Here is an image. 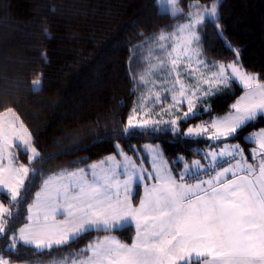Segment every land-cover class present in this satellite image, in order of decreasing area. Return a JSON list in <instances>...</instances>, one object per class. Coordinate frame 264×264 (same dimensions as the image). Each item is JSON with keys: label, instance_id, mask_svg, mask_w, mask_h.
Returning a JSON list of instances; mask_svg holds the SVG:
<instances>
[{"label": "snow or ice", "instance_id": "obj_1", "mask_svg": "<svg viewBox=\"0 0 264 264\" xmlns=\"http://www.w3.org/2000/svg\"><path fill=\"white\" fill-rule=\"evenodd\" d=\"M154 3L175 23L135 46L143 70H129L132 107L114 135L93 141H115L110 155L45 175L36 161L43 165L69 153L43 156L18 113L0 111V264H18L22 252L47 253L50 264H264V127L246 133L264 121V77L248 71L240 49L224 37L221 0ZM209 25L232 60L206 58ZM41 77L32 80L34 90ZM236 84L242 94L226 114L191 123L211 114L213 98ZM182 123L188 125L183 131ZM243 133L253 145L247 151L232 143ZM157 134L206 138L207 163L179 157L181 167L174 168L159 145H128L126 151L120 143ZM137 185L143 194L134 203ZM127 227L135 230L130 243L113 235ZM91 233L104 235L72 249Z\"/></svg>", "mask_w": 264, "mask_h": 264}, {"label": "trees", "instance_id": "obj_2", "mask_svg": "<svg viewBox=\"0 0 264 264\" xmlns=\"http://www.w3.org/2000/svg\"><path fill=\"white\" fill-rule=\"evenodd\" d=\"M219 11L224 37L240 49L244 67L264 77V0H221ZM158 12L154 0H0V111L11 107L18 113L43 156L69 153L43 165L36 161L34 166L43 174L80 167L77 162L82 159L90 163L114 151L115 141L95 145L93 141L105 133L114 135L132 107L135 96L129 70H143L135 46L175 23ZM203 40L206 58L233 59L211 25ZM40 74V87L34 90L31 82ZM241 92L236 84L213 98L212 113L191 123L227 112ZM187 126L182 123L181 130ZM261 127L264 121L254 123L246 133ZM246 133L237 140L247 151ZM147 141L160 142L174 168L178 155L191 161L210 144L206 138L171 134L137 136L120 143L128 151V145L139 147ZM21 160L26 162L24 156ZM38 187L39 180L33 193ZM134 233L133 227H127L113 234L129 243ZM103 234H88L71 247H83ZM51 259L47 253L22 252L19 262L50 264Z\"/></svg>", "mask_w": 264, "mask_h": 264}, {"label": "rangeland", "instance_id": "obj_3", "mask_svg": "<svg viewBox=\"0 0 264 264\" xmlns=\"http://www.w3.org/2000/svg\"><path fill=\"white\" fill-rule=\"evenodd\" d=\"M145 51H146V49H145ZM208 59V58H207ZM208 60H210V61H216V60H212V59H208ZM240 86V85H239ZM40 87V86H39ZM241 87V86H240ZM242 94V92L240 93V95ZM239 95V96H240ZM238 96V97H239ZM237 97V98H238ZM235 101V100H234ZM233 101V102H234ZM232 102V103H233ZM227 112H225V113H219V114H217V113H215V114H213V115H216V116H222V115H224V114H226ZM210 118V117H209ZM208 118V119H209ZM200 122V121H199ZM198 122V123H199ZM182 129V128H181ZM184 129H186V127L184 128ZM183 129V130H184ZM182 130V131H183ZM257 130H259V129H255V130H252V131H257ZM251 131V132H252ZM237 142H239L238 140H233L232 141V143H237ZM239 143H241V142H239ZM145 144H153V145H159L160 146V148H161V150H162V152H163V149H162V147H161V144H160V142H156V141H147V142H144V143H142L138 148H142V146L143 145H145ZM242 144V146H243V143H241ZM245 145H247L248 146V148H250V147H252L253 145H251V144H245ZM209 146V145H208ZM208 146H207V148H208ZM206 148V149H207ZM205 149V150H206ZM203 152H204V150H202V154H203ZM111 153H109L108 155H110ZM132 153H129V155H131ZM108 155H106V156H108ZM141 155L142 156H147V154L146 153H144L143 151L141 152ZM163 155H164V158L168 161V159L166 158V156H165V154H164V152H163ZM106 156H104L103 158H101V159H104ZM179 157H183L182 155H178L177 157H176V161H177V159L179 158ZM184 158V157H183ZM101 159H98V160H95V161H91L90 163H92V162H96V161H99V160H101ZM196 159H200L201 160V162L202 163H207V161H205V160H203L202 159V156L201 157H194L192 160H196ZM191 160V161H192ZM249 160H251V157L249 156ZM186 161H188V160H186ZM191 161H188L189 163L191 162ZM169 162V164L170 165H172V163H170V161H168ZM149 166V162H148V159H145V167H148ZM179 167H181V166H178L177 164L175 165V168H179ZM73 169H75V168H73ZM69 170H72V169H69ZM140 186V189L138 188V194H139V197H138V201H139V198H140V196L143 194V187L141 186V185H139ZM134 191L137 193V191H136V187L134 188ZM137 201V202H138ZM134 228V227H133ZM104 235V234H103ZM113 235H115V234H113ZM134 235H135V233H134ZM134 237V236H133ZM133 239V238H132ZM130 243V242H129ZM18 264H30V263H28V262H26V261H20V262H18Z\"/></svg>", "mask_w": 264, "mask_h": 264}, {"label": "water", "instance_id": "obj_4", "mask_svg": "<svg viewBox=\"0 0 264 264\" xmlns=\"http://www.w3.org/2000/svg\"><path fill=\"white\" fill-rule=\"evenodd\" d=\"M211 143V142H210Z\"/></svg>", "mask_w": 264, "mask_h": 264}]
</instances>
